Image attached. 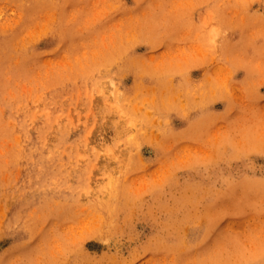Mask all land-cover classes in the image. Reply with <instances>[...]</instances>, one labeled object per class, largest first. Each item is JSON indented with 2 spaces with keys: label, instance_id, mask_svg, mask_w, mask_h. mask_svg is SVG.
<instances>
[{
  "label": "rangeland",
  "instance_id": "374dc122",
  "mask_svg": "<svg viewBox=\"0 0 264 264\" xmlns=\"http://www.w3.org/2000/svg\"><path fill=\"white\" fill-rule=\"evenodd\" d=\"M0 264H264V0H0Z\"/></svg>",
  "mask_w": 264,
  "mask_h": 264
},
{
  "label": "bare ground",
  "instance_id": "6f19581e",
  "mask_svg": "<svg viewBox=\"0 0 264 264\" xmlns=\"http://www.w3.org/2000/svg\"><path fill=\"white\" fill-rule=\"evenodd\" d=\"M150 32L153 33L154 31L152 32V31L150 30ZM147 33H148V32H147ZM145 35H146V34H145ZM151 35H152V34H151ZM149 36H150V34H149ZM154 36H155V35H154ZM131 64H132V63H131ZM132 65H133V64H132ZM132 65H131V66H132ZM163 81H164V79H163ZM163 81H162V82H163ZM165 81H166V80H165ZM165 81H164V82H165ZM164 82H163V83H164ZM169 82H170V81H169ZM165 83H166V82H165ZM167 84H168V83H167ZM169 87H170V86H169ZM173 93H174V92H172V94H173ZM172 94H170V95H172ZM175 94H176V93H175ZM176 95H177V94H176ZM170 97H171V96H170ZM170 99H171V98H170ZM172 99H173V98H172ZM255 144H256V143H255ZM257 145H258V144H257ZM253 146H255V145L253 144ZM247 181H249V180H247ZM248 259H250V258H248Z\"/></svg>",
  "mask_w": 264,
  "mask_h": 264
}]
</instances>
